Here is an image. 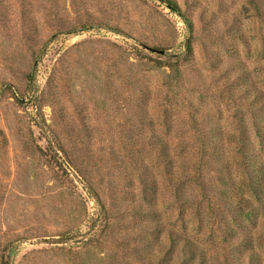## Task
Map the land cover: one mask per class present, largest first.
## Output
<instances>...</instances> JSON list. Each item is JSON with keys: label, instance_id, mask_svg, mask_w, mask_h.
Returning <instances> with one entry per match:
<instances>
[{"label": "rangeland", "instance_id": "obj_1", "mask_svg": "<svg viewBox=\"0 0 264 264\" xmlns=\"http://www.w3.org/2000/svg\"><path fill=\"white\" fill-rule=\"evenodd\" d=\"M260 117L264 0H0V264H264Z\"/></svg>", "mask_w": 264, "mask_h": 264}, {"label": "trees", "instance_id": "obj_2", "mask_svg": "<svg viewBox=\"0 0 264 264\" xmlns=\"http://www.w3.org/2000/svg\"><path fill=\"white\" fill-rule=\"evenodd\" d=\"M250 98V97H249ZM263 104V103H262ZM261 119H259L261 121L260 124H256L254 123V131H255V137L261 142L260 145H264V118L262 119V117H260ZM243 145H245V147H247L246 144L242 143ZM258 157H260V154H257ZM255 161V159H253ZM256 165H258L259 167H261L263 169V174H264V163H255ZM228 201V203L232 206H236V208H246L248 206H250L251 201L250 198H248L246 195L240 194L236 197H234L232 199V197H227V199H225ZM169 238L173 241L177 240V238L175 237L174 231L171 230L169 232ZM246 238V237H245ZM246 240V239H244ZM180 245L182 247V251L189 254L191 257H194L196 255L195 253V247L193 246V244L191 243V241L187 240V239H183L180 241Z\"/></svg>", "mask_w": 264, "mask_h": 264}]
</instances>
